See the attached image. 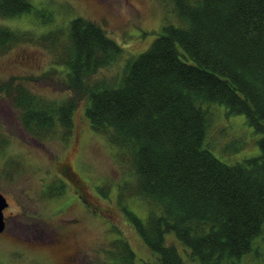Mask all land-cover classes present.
Returning <instances> with one entry per match:
<instances>
[{
  "label": "trees",
  "instance_id": "1",
  "mask_svg": "<svg viewBox=\"0 0 264 264\" xmlns=\"http://www.w3.org/2000/svg\"><path fill=\"white\" fill-rule=\"evenodd\" d=\"M170 1L183 23H163L149 47L125 61L119 86L88 77L114 61L121 46L97 23L70 19L57 56L65 67L63 82L85 96L91 128L118 149L134 173L132 188L152 203L144 222L126 213L159 264H186L164 240L170 232L200 264H237L264 225V0ZM43 12L29 0H0V16ZM52 20L48 13L42 22ZM17 40L14 31L0 27V50ZM10 95L35 137L54 128L65 137L72 130L73 97L45 101L20 84ZM210 102L244 114L261 131L258 155L233 164L213 155L204 144L208 118L202 104ZM57 189L61 194L63 185ZM105 253L98 264H138L121 235Z\"/></svg>",
  "mask_w": 264,
  "mask_h": 264
},
{
  "label": "rangeland",
  "instance_id": "2",
  "mask_svg": "<svg viewBox=\"0 0 264 264\" xmlns=\"http://www.w3.org/2000/svg\"><path fill=\"white\" fill-rule=\"evenodd\" d=\"M29 2L44 15L51 13L52 22L44 24V15L35 12L0 16V27L18 38L0 50V192L8 200L6 225L0 232V264H98L106 260L111 240L120 235L131 245L138 264H159L126 213L131 211L144 222L152 203L132 188L134 173L118 149L91 128L85 115L87 99L66 88L65 67L57 56L66 43L68 21L78 16L89 19L123 51L114 61L96 67L88 79L119 86L125 61L148 48L163 23L183 22L170 0ZM48 32L50 40L43 39ZM19 84L45 101L73 97L70 133L63 137L62 128L41 138L30 133L10 95ZM202 107L208 118L204 144L215 157L233 164L259 154L262 133L247 123L244 114L231 113L218 102ZM60 162L70 166L83 186L82 200L67 175L61 180ZM59 185L64 188L61 194L55 193ZM48 226L61 234L59 242L49 241ZM164 240L176 247L186 264H200L172 232L165 233ZM237 264H264V225Z\"/></svg>",
  "mask_w": 264,
  "mask_h": 264
},
{
  "label": "flooded vegetation",
  "instance_id": "3",
  "mask_svg": "<svg viewBox=\"0 0 264 264\" xmlns=\"http://www.w3.org/2000/svg\"><path fill=\"white\" fill-rule=\"evenodd\" d=\"M58 172L60 173V176L63 178L61 180H65V176L67 175L69 177V183L71 182V185L73 189L75 190V194L78 197V199L82 200L81 198L84 196V189L77 177L75 176L74 172L70 170V166L64 162H60L57 167ZM65 182V181H64ZM8 201V200H7ZM5 210V209H4ZM5 218V225H6V216L4 213ZM48 239L50 242L57 243L61 240V234L55 232L54 228L52 226H48ZM39 240H43V238H38Z\"/></svg>",
  "mask_w": 264,
  "mask_h": 264
},
{
  "label": "water",
  "instance_id": "4",
  "mask_svg": "<svg viewBox=\"0 0 264 264\" xmlns=\"http://www.w3.org/2000/svg\"><path fill=\"white\" fill-rule=\"evenodd\" d=\"M7 204L8 203H7L6 197L2 195V193L0 192V232L4 229V226H5L3 208H5Z\"/></svg>",
  "mask_w": 264,
  "mask_h": 264
}]
</instances>
